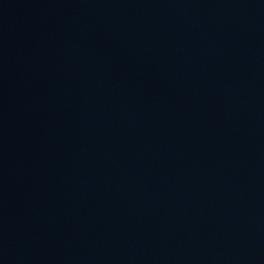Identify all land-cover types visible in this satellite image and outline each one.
Segmentation results:
<instances>
[{"label": "water", "instance_id": "95a60500", "mask_svg": "<svg viewBox=\"0 0 264 264\" xmlns=\"http://www.w3.org/2000/svg\"><path fill=\"white\" fill-rule=\"evenodd\" d=\"M0 264H264V0H0Z\"/></svg>", "mask_w": 264, "mask_h": 264}]
</instances>
